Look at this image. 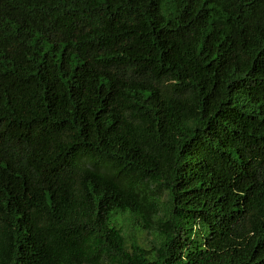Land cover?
Masks as SVG:
<instances>
[{
  "label": "trees",
  "instance_id": "trees-1",
  "mask_svg": "<svg viewBox=\"0 0 264 264\" xmlns=\"http://www.w3.org/2000/svg\"><path fill=\"white\" fill-rule=\"evenodd\" d=\"M0 264H264V0H0Z\"/></svg>",
  "mask_w": 264,
  "mask_h": 264
}]
</instances>
